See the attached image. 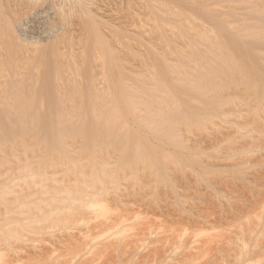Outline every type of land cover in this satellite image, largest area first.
I'll return each instance as SVG.
<instances>
[{"label":"rangeland","instance_id":"1","mask_svg":"<svg viewBox=\"0 0 264 264\" xmlns=\"http://www.w3.org/2000/svg\"><path fill=\"white\" fill-rule=\"evenodd\" d=\"M210 3L229 6L223 23L200 13L218 30L216 42L207 35L190 51L179 44L184 55L168 53L173 47L140 28L154 15L150 8L136 12L134 42L148 41L159 53L137 48L144 55L126 69L134 70L127 83L136 92L126 106L117 95L120 103L101 102L98 120L86 104L74 115L80 129L100 138L94 147L75 159L48 149V161L41 142L0 149L10 160L0 162V264H264V0ZM217 41L221 48H207ZM155 57L166 58L168 69L148 68ZM180 69L201 93L181 88ZM157 83L167 98L153 95ZM27 84L49 113L41 123L54 122L50 92L31 77ZM28 113L27 121L37 120ZM35 129L39 142L45 131ZM97 201L109 209L101 219L91 207Z\"/></svg>","mask_w":264,"mask_h":264},{"label":"bare ground","instance_id":"2","mask_svg":"<svg viewBox=\"0 0 264 264\" xmlns=\"http://www.w3.org/2000/svg\"><path fill=\"white\" fill-rule=\"evenodd\" d=\"M207 3L209 6L206 5ZM201 5L203 9L200 8ZM140 8H147V10L150 8L154 14L146 18L140 24V28L145 33L152 32V35H156L161 44L164 43V47L170 46L176 49L171 48V51L168 49V53L178 51V54L182 53L179 55H184L186 50L190 51L202 38L208 40L215 36L217 39L215 33L218 30L208 28L205 19H202L204 16H200V13L206 14L204 18L208 17L207 12L217 15L222 22L223 16L228 14L229 6L215 7L210 0H0V149L19 148L23 145L28 150L34 146L37 147V144L39 146L43 144L46 150L38 148L44 150H41V155L43 153L47 156L45 158L46 156L42 155L46 159L43 161H48V155L52 152L45 154L44 152L48 149H59L64 151L67 157L75 159L80 156V150L96 145L100 138L93 137L92 128H87L88 132L82 128L81 130L80 126L74 122V115L81 114L82 107L86 104L91 118L98 120L104 112L101 102L111 99L120 103L118 99L121 98L122 106H126L131 96H136L135 90L127 83L134 72L130 60L133 62L136 57H139L138 50L141 48L145 49L143 52L148 57H151L149 56L151 52L149 51L148 55L146 51L151 47L153 48L150 49L151 51L157 48L150 43L148 47V41L144 40L145 46L143 47V44L141 46V43L137 42L142 39L138 41L135 38L134 42L135 36L131 34L135 27L134 16ZM199 16L202 18L199 19ZM171 19L175 21L174 25L171 23L172 27L168 26ZM167 20H170L169 23ZM173 26L176 28L178 26V30L183 28V31L177 32ZM179 26L182 28L179 29ZM227 30L232 32V26L227 27ZM166 31L171 34L168 35ZM175 36H178L176 39L181 42L177 41V44L171 42L175 41V38L173 39ZM215 38L214 42H216ZM214 42V45L208 42L210 45H207V48L213 46V50H217L220 44L218 41V45ZM26 44L29 45L25 47ZM179 44L187 49L179 51L180 48L182 49ZM208 49L212 50V48ZM157 52H154L155 55ZM142 55L144 54L141 52L140 56ZM155 58H149L152 59L149 60L150 62L154 60L153 66L147 65L146 62L142 64L145 70L148 66V68L160 66L162 69L163 67L168 69L165 66V64L168 65L166 58V60ZM180 59L175 63L183 68L181 63L184 64V60ZM129 63L132 65L130 68H133L131 74L126 71ZM175 63L172 64L174 71L178 67ZM181 70L175 73L178 75L177 82L182 86L181 88L190 92L198 90L196 92L201 93L202 89L193 85L192 76L187 75L183 70V73L180 72ZM28 77H31L37 86L41 85L50 92L52 101L55 102L53 113L58 115L54 122L41 123L39 120L42 116L48 117L49 113L33 99L32 86L27 84ZM148 77L154 80L153 76ZM164 81L168 82V79ZM155 85L158 86L153 85L155 89L153 95L164 98L167 94L165 92L168 91L166 86L159 83ZM190 85L193 86L188 90ZM144 91L147 93V90L144 89ZM117 95L121 97L117 99ZM30 110L35 112L37 120L32 118L31 122L27 121ZM10 120H14L17 124L16 128L11 126ZM37 127L45 131V136L41 137L39 142L34 140L36 137L33 131ZM79 135L83 138L80 139ZM77 136H79L78 144ZM64 144L68 146L67 149L64 148ZM3 160L10 161L0 156V162ZM16 160L18 159H13V161ZM100 202L97 201L91 206L94 215H98V219H101L99 213L102 212L103 207L109 211L106 204L103 202L105 205L103 206L102 201ZM104 212L101 214L104 215ZM99 221L101 222L96 220L99 226H103L106 222Z\"/></svg>","mask_w":264,"mask_h":264}]
</instances>
